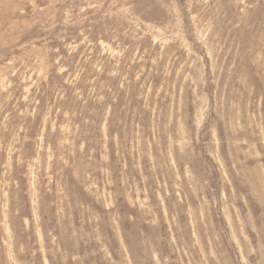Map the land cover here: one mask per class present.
I'll list each match as a JSON object with an SVG mask.
<instances>
[{"label": "rangeland", "instance_id": "obj_1", "mask_svg": "<svg viewBox=\"0 0 264 264\" xmlns=\"http://www.w3.org/2000/svg\"><path fill=\"white\" fill-rule=\"evenodd\" d=\"M0 264H264V0H0Z\"/></svg>", "mask_w": 264, "mask_h": 264}]
</instances>
